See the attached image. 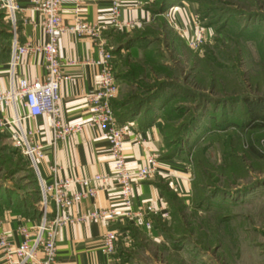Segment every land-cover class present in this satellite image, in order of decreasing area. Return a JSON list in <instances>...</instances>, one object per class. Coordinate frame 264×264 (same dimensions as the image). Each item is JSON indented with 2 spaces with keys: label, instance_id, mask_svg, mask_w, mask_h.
<instances>
[{
  "label": "rangeland",
  "instance_id": "1",
  "mask_svg": "<svg viewBox=\"0 0 264 264\" xmlns=\"http://www.w3.org/2000/svg\"><path fill=\"white\" fill-rule=\"evenodd\" d=\"M176 2L191 11L193 31L204 32L200 47L189 46L176 29ZM152 15L151 26L137 33L112 32L119 88L111 100L128 123H139L143 112L149 124L158 118L163 154L176 152L171 159L191 171L195 198L176 199L163 222L165 262L264 264V124L246 112L248 105H264V48L256 42L264 34V0H173ZM10 30L0 8V49ZM37 183L24 155L0 135V196L7 195L0 217L31 218ZM212 193L225 200L200 209L202 227L214 229L199 231L192 225L194 200Z\"/></svg>",
  "mask_w": 264,
  "mask_h": 264
},
{
  "label": "crops",
  "instance_id": "2",
  "mask_svg": "<svg viewBox=\"0 0 264 264\" xmlns=\"http://www.w3.org/2000/svg\"><path fill=\"white\" fill-rule=\"evenodd\" d=\"M16 1L20 7L15 32L18 43H42L46 37L40 27V11L31 4L30 0ZM122 1L123 6L119 18L123 21H137L139 27L120 30V32L132 34L151 26V22L155 20L152 15L154 13L150 10L154 0ZM60 3L63 24H72L75 15L89 23L108 21V0H61ZM176 6L180 19L175 23V26L182 29L190 27L187 30L192 33L194 27L191 28L193 19L191 11L187 15L181 8L182 3L176 2ZM114 30L117 29L108 27L102 32L108 46L113 39L112 32ZM57 50L63 63L61 69L71 77V80L60 83L58 102L61 118L63 122L85 121L90 112L85 96L98 82L97 68L92 65V60L96 58L94 45L87 36L64 33L59 38ZM8 61V56L6 57L0 52V90L8 89ZM15 70L16 76H23L26 79L43 77L45 73L43 56L37 53L27 54ZM18 109L21 115L25 114L26 110L22 105H19ZM137 119L132 121L129 133L123 143L127 165L135 170L144 165L145 156L152 153L157 157L159 173L152 179L134 182V205L150 203L159 209L160 214L150 215V229H146L144 225L136 226L132 223L109 220L81 221L67 225L61 228L57 239V264H166L163 222H167L172 214L173 203L170 195L181 199L189 196L193 198L191 171L180 160L175 161L163 157L165 149L160 131L161 121L158 118L142 129H138ZM24 125L26 128L37 129L34 140L42 145L44 152V156L38 162V168L45 181L52 178V165L56 167L58 177L92 178L99 173L111 174L110 149L107 141L99 137L96 127H85L78 134L59 141L53 147L50 144L51 130L46 125L45 118L41 116L29 118L24 121ZM98 183L93 182V185L99 186ZM77 188L78 186L74 185L71 190ZM217 200L223 201L225 197L217 195L211 199L212 202ZM118 204V189L114 184H110L107 189L98 190L94 197L85 198L79 204L73 205L68 212L77 215L81 212L111 208ZM195 208V211L192 210V225H197L196 228L199 231L205 230V228L214 229L208 225V227H202L204 225H201L200 222H203L202 217L204 218V216L200 217L202 212L198 205ZM163 212L167 213V216L163 217ZM17 216L19 215L5 213L0 217V235L5 234L7 240L12 244L19 241V236L14 233L19 222ZM24 221L32 224L35 220L24 218ZM114 229L122 231L127 235V238L120 240L114 254L107 256L100 251L98 246L102 236L107 231ZM213 243L214 241L209 242L211 246L214 245Z\"/></svg>",
  "mask_w": 264,
  "mask_h": 264
},
{
  "label": "built area",
  "instance_id": "3",
  "mask_svg": "<svg viewBox=\"0 0 264 264\" xmlns=\"http://www.w3.org/2000/svg\"><path fill=\"white\" fill-rule=\"evenodd\" d=\"M61 0H30L40 11V27L46 39L40 44L26 42L20 44L15 36L17 14L20 11L16 0H0L6 21L11 26V48L8 61V89L0 90V135L4 136L12 148L19 151L34 169L40 189L38 209L40 219L28 224L21 216L14 233L19 241L12 244L5 234L0 235V264H57L56 243L61 228L80 223L81 221L97 222L101 220L116 221L144 225L151 228L152 214H160L159 209L150 203L134 205L133 185L135 181L152 179L159 173L157 157L150 153L145 156L144 165L132 170L127 165L123 150L124 140L129 133L131 123H120L114 116L111 99L118 92V83L113 74V53L103 38L102 32L108 27L117 30L138 28L134 20H122L120 11L122 0H108V21L105 23L87 22L75 15L72 24H63L61 20ZM165 15H168L165 13ZM186 43L197 47L204 41V32L196 29L190 36L180 28ZM64 33L87 36L92 40L96 58L92 65L97 68V85L85 96L90 112L88 119L78 122H63L60 115L59 88L60 83L71 80L61 66L63 63L57 50L59 38ZM41 54L44 59V76L26 79L16 76V66L27 54ZM19 105L26 112L19 113ZM7 111V112H6ZM41 116L51 130L50 144L54 147L59 141L81 132L85 127H96L99 137L106 140L110 149L111 174H96L92 178L58 177L56 167L51 166L52 178L45 181L38 168L39 160L44 156L43 147L34 140L37 129L26 128L25 120ZM143 142V140H141ZM99 182V186L93 185ZM114 184L118 189L119 204L111 208L97 209L72 215L68 212L83 199L94 197L96 192L107 189ZM78 186L71 190L72 186ZM167 216V213L162 214ZM127 235L116 229L107 231L99 243L100 251L110 256L114 254L116 245Z\"/></svg>",
  "mask_w": 264,
  "mask_h": 264
},
{
  "label": "trees",
  "instance_id": "4",
  "mask_svg": "<svg viewBox=\"0 0 264 264\" xmlns=\"http://www.w3.org/2000/svg\"><path fill=\"white\" fill-rule=\"evenodd\" d=\"M172 1L173 0H157V1H155L152 5H151V7H150V10L154 13V14H156V13H160V12H162L165 8H166V6L168 5V4H170V3H172ZM3 14H4V11H3ZM245 28H247V27H245ZM244 33V35H246V33L245 32H243ZM243 33H240V34H243ZM261 33H264V32H261ZM10 36H11V32L9 33V34H7V43H8V45H7V47H5V48H2V49H0V52H2L3 54H5V56L7 57L8 56V58L10 57V48H11V38H10ZM249 37H250V35H249ZM252 37V36H251ZM251 37L250 38H248V39H251ZM253 39H255L254 37H252ZM252 40V39H251ZM260 46H262L263 48H264V34L262 35V36H260V40L259 41H256ZM256 43V44H257ZM257 44V45H258ZM261 47V48H262ZM254 73V72H253ZM252 73V74H253ZM253 81L256 83V81H257V79H255V76L253 75ZM257 84H259L260 85V83H257ZM257 84H255V85H257ZM243 97V99H244V101H245V103H247V102H250V98L248 97V96H246V95H242ZM231 99H234L233 97L231 98ZM237 102V101H236ZM244 105H246L247 106V104H244ZM111 106H112V110H113V113H114V116H116V118H117V120L120 122V123H122V122H125V121H127V120H125V118L123 117V116H120L119 114H115L116 112H114V108H113V101L111 100ZM246 112H247V114L249 115V117H250V119L249 120H258V119H261V120H259V124H264V105L263 104H256V105H248L247 107H246ZM149 122H150V117L145 113V112H143V117L141 118V120L139 121V124L142 126V127H144V126H147V125H149ZM251 150L253 151V152H255V149L254 148H252L251 147ZM177 153L176 152H173V153H171V154H163V157L164 158H169V159H171V158H173V156L174 155H176ZM259 155H261V154H259ZM27 163H28V161H27ZM29 164V163H28ZM30 167V166H29ZM33 169V168H32ZM38 184V183H37ZM37 194H38V197H37V200H36V202H35V204H33L32 206H31V218H28V217H24V216H22V217H24V218H26V219H34V220H36V221H38L39 219H40V212H39V209H38V202H39V198H40V189H39V184H38V191H37ZM170 196H172V203L176 200V199H178V198H175V196H173L172 194L170 195ZM214 196H217V195H214L213 193L211 194V195H206V196H197L196 197V199L194 200V201H196V205H198L200 208H204V209H209L210 208V204H211V199L214 197ZM7 198V195L4 193V194H2L1 196H0V199L2 200V199H4V198ZM5 198V199H6ZM195 198V197H194ZM193 198V199H194ZM211 201V202H210ZM25 203V202H24ZM172 212H173V210H172Z\"/></svg>",
  "mask_w": 264,
  "mask_h": 264
}]
</instances>
